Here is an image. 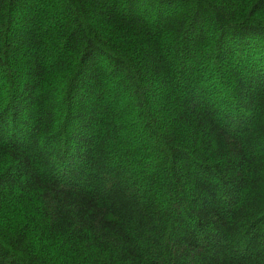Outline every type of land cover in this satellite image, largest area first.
I'll use <instances>...</instances> for the list:
<instances>
[{
    "label": "trees",
    "instance_id": "trees-1",
    "mask_svg": "<svg viewBox=\"0 0 264 264\" xmlns=\"http://www.w3.org/2000/svg\"><path fill=\"white\" fill-rule=\"evenodd\" d=\"M0 264H264V0H0Z\"/></svg>",
    "mask_w": 264,
    "mask_h": 264
}]
</instances>
